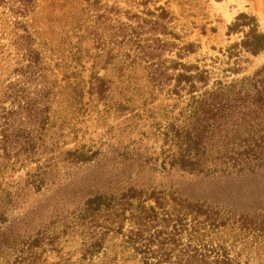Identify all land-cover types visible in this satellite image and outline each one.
Listing matches in <instances>:
<instances>
[{"label": "trees", "instance_id": "1", "mask_svg": "<svg viewBox=\"0 0 264 264\" xmlns=\"http://www.w3.org/2000/svg\"><path fill=\"white\" fill-rule=\"evenodd\" d=\"M161 1L128 0L129 11L114 0L80 1L73 32L85 34L106 67H119L117 81L102 76L98 70L104 68L93 69L84 85L78 72L66 73L63 54L46 55L35 25L38 0H17L1 24L0 159L13 169H45L42 185L60 173L57 160L63 157L62 165L78 170L101 163L120 168L96 169L87 177L83 203L69 214L66 229L82 239L80 264H231L227 248L214 238L234 232L246 242L264 239V66L228 80L186 62L198 46L176 32L177 18L167 4L158 6ZM133 5L143 10L132 13ZM236 34L242 38L230 59L264 55V31L254 16L239 15L227 33ZM77 55L76 63L80 47ZM138 70L151 86L142 101L153 120L152 152L138 159L128 148L63 151L62 136L52 134L59 95L68 91L84 109L88 94L109 109L113 87ZM6 222L0 213V230ZM3 235L0 260L11 253L20 257L13 249L17 238ZM28 242H22L21 258ZM35 244L45 245L43 236Z\"/></svg>", "mask_w": 264, "mask_h": 264}, {"label": "rangeland", "instance_id": "2", "mask_svg": "<svg viewBox=\"0 0 264 264\" xmlns=\"http://www.w3.org/2000/svg\"><path fill=\"white\" fill-rule=\"evenodd\" d=\"M16 1L0 0L2 44L6 41L1 35V24H4L7 12L18 8ZM38 1L41 3L35 25L46 55L56 59L63 54L62 64H66V73L78 72L84 85L89 81L93 69L104 68L98 70L100 74L117 81L119 67H106L105 59L97 58V51L85 34L73 32V21L81 0H69L63 5H56L55 0ZM114 1L129 11L126 4L128 0ZM165 4L177 18L174 23L176 32L185 41L198 46L185 61L210 71L213 79H241L253 75L264 66V55L255 57L242 53L239 58L230 59V49L240 43L242 34L227 35L228 28L241 14L254 16L264 31V0H162L158 6ZM131 9L136 14L143 10L134 5ZM122 19L129 22L126 17ZM80 36L82 39L78 44ZM74 47L81 49L78 63V55L73 56ZM234 68L240 69V73L235 75L232 72ZM123 80V83L117 82L113 87L109 109L104 103L90 99L88 94L84 98V103L88 104L84 109H80L82 105L73 103L68 91L59 95L53 113L52 134L55 139L57 134L62 136L60 145L63 151L76 148L93 151H104L111 147L128 148L138 159L152 152L155 143L148 142V132L153 120L147 112L149 107L142 101L149 95L151 86L142 70L130 73L129 78ZM161 121L163 123L165 119ZM63 160L64 157L57 160L59 165L56 169L60 173L56 176L52 172L42 185L39 176L45 169H36V165L13 169L8 162L0 159V213L7 220L0 230V237L4 234L11 242L17 238L13 249H20V257H17V253H11L12 258H2L0 264H80L82 239L80 233L66 229L70 221L69 214L83 203V186L87 177L96 175V169L108 173L111 169L120 168L101 163L78 170L74 166L62 165ZM55 232L56 243L47 246ZM40 236H43L45 245L36 247L35 242ZM24 240H29V251L26 254L23 252L21 258ZM214 241L227 248L231 264H264V239L246 242L240 235L227 232L214 238ZM107 253L112 256L111 246L107 248ZM124 264L137 263L128 260Z\"/></svg>", "mask_w": 264, "mask_h": 264}]
</instances>
